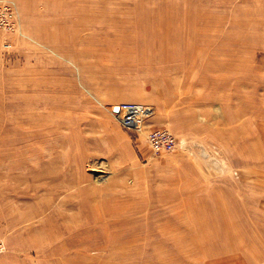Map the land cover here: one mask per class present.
Returning <instances> with one entry per match:
<instances>
[{
  "label": "rangeland",
  "instance_id": "374dc122",
  "mask_svg": "<svg viewBox=\"0 0 264 264\" xmlns=\"http://www.w3.org/2000/svg\"><path fill=\"white\" fill-rule=\"evenodd\" d=\"M0 4L10 264H264V0Z\"/></svg>",
  "mask_w": 264,
  "mask_h": 264
},
{
  "label": "built area",
  "instance_id": "2783aa9c",
  "mask_svg": "<svg viewBox=\"0 0 264 264\" xmlns=\"http://www.w3.org/2000/svg\"><path fill=\"white\" fill-rule=\"evenodd\" d=\"M15 18L8 4H0V30L13 27ZM6 44V43H5ZM114 113L118 121L126 127H138L143 119L149 115L151 108L148 104L136 100H121L115 105ZM145 137L153 150L170 149L174 145L173 134L160 126L148 127ZM3 249V241L0 238V251Z\"/></svg>",
  "mask_w": 264,
  "mask_h": 264
},
{
  "label": "crops",
  "instance_id": "0c3cea01",
  "mask_svg": "<svg viewBox=\"0 0 264 264\" xmlns=\"http://www.w3.org/2000/svg\"><path fill=\"white\" fill-rule=\"evenodd\" d=\"M10 254L4 251L0 253V264H10Z\"/></svg>",
  "mask_w": 264,
  "mask_h": 264
},
{
  "label": "water",
  "instance_id": "95a60500",
  "mask_svg": "<svg viewBox=\"0 0 264 264\" xmlns=\"http://www.w3.org/2000/svg\"><path fill=\"white\" fill-rule=\"evenodd\" d=\"M113 109H115V106H113Z\"/></svg>",
  "mask_w": 264,
  "mask_h": 264
}]
</instances>
